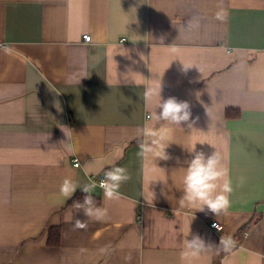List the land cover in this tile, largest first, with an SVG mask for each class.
I'll list each match as a JSON object with an SVG mask.
<instances>
[{"label": "crops", "instance_id": "obj_1", "mask_svg": "<svg viewBox=\"0 0 264 264\" xmlns=\"http://www.w3.org/2000/svg\"><path fill=\"white\" fill-rule=\"evenodd\" d=\"M0 44V264H264V0H0ZM159 79L196 122L154 161L139 133ZM194 144L223 157L227 214L180 202ZM113 166L130 179L110 201L99 183ZM93 183L101 220L68 205ZM195 234L232 250L185 257Z\"/></svg>", "mask_w": 264, "mask_h": 264}, {"label": "clouds", "instance_id": "obj_2", "mask_svg": "<svg viewBox=\"0 0 264 264\" xmlns=\"http://www.w3.org/2000/svg\"><path fill=\"white\" fill-rule=\"evenodd\" d=\"M0 48L5 52L9 50L8 46L0 45ZM121 54L126 53L121 52ZM184 68L187 69L185 66ZM130 73L131 71H129ZM161 92L160 79L157 83H149L144 92V99L151 107V114L149 117L150 124L141 129L139 133L142 139L140 140L138 155L142 159H152L154 161L157 158L161 160L170 159L165 149L170 142H173L170 139L171 134L176 130L183 131L182 124H187L189 128H192L196 122V120L192 119L191 105L188 101H181L176 97L163 99ZM195 95L199 99L200 93L197 92ZM65 129L68 128L61 126L63 132H65ZM65 134L67 135L66 132ZM195 145L188 149L192 154V159L186 161L187 167L184 168L183 196L180 202L187 207L199 205L197 211H205L207 209L215 214L216 217L221 213L227 214L231 205L230 195L234 189L223 157L218 151L206 156L203 151L197 152ZM129 179L130 176L123 167L113 166L106 170L99 183V187L104 191L105 199L110 201L119 200L122 195L119 188ZM244 179V177H240L239 183L243 184ZM220 181H223V183H220ZM95 187L96 185L93 183L79 188L86 195L83 202L79 203L77 207L84 209L89 219L101 220L106 216L107 212L106 209L95 206L91 195ZM76 190V184L67 178L60 187L61 194L68 199L75 194ZM87 226L88 221L76 220L74 224L77 229H86ZM232 243L231 237L221 236L219 245L216 246L206 242L199 234H195L192 235L191 239L186 240L183 254L185 257L196 258L202 253L213 249L217 253L220 251L228 253L232 250ZM125 259L129 260L130 257Z\"/></svg>", "mask_w": 264, "mask_h": 264}, {"label": "trees", "instance_id": "obj_3", "mask_svg": "<svg viewBox=\"0 0 264 264\" xmlns=\"http://www.w3.org/2000/svg\"><path fill=\"white\" fill-rule=\"evenodd\" d=\"M235 112L228 111L227 115L229 117L233 116ZM85 194H82V192H78L70 201L68 205H78L79 203H82L84 200ZM95 205L99 204L100 201L96 198H94ZM49 244L58 246L60 244V229L59 228H51L49 232Z\"/></svg>", "mask_w": 264, "mask_h": 264}, {"label": "built area", "instance_id": "obj_4", "mask_svg": "<svg viewBox=\"0 0 264 264\" xmlns=\"http://www.w3.org/2000/svg\"><path fill=\"white\" fill-rule=\"evenodd\" d=\"M83 39L85 40V42H90L91 41V36L90 35H84ZM74 166L75 167H79L80 166V162L78 160H75L74 161ZM211 228L214 231H217V232H221L223 230V226L220 223H218V222H213L211 224Z\"/></svg>", "mask_w": 264, "mask_h": 264}]
</instances>
